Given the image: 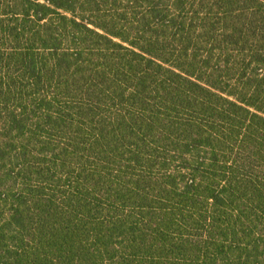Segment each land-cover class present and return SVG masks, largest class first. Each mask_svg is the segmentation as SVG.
I'll return each instance as SVG.
<instances>
[{"label": "trees", "instance_id": "obj_1", "mask_svg": "<svg viewBox=\"0 0 264 264\" xmlns=\"http://www.w3.org/2000/svg\"><path fill=\"white\" fill-rule=\"evenodd\" d=\"M0 264H264V0H0Z\"/></svg>", "mask_w": 264, "mask_h": 264}]
</instances>
